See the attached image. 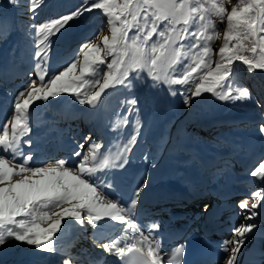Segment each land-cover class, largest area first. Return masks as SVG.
Returning <instances> with one entry per match:
<instances>
[{
    "label": "snow or ice",
    "instance_id": "1",
    "mask_svg": "<svg viewBox=\"0 0 264 264\" xmlns=\"http://www.w3.org/2000/svg\"><path fill=\"white\" fill-rule=\"evenodd\" d=\"M8 2L14 6L20 4V0ZM44 2L25 0L24 11L33 13L34 19ZM94 10L107 18L110 35H103L101 28L94 34L99 43L88 40L79 44L63 70L49 74L51 38L62 35L70 22ZM209 14L221 22L227 17L223 44L215 53L218 57L215 67L211 59L212 42L221 34ZM26 34L33 38L34 71L40 83L36 86V80H32L23 86L15 97V113L0 125V250L27 245L37 254L59 253L64 257L62 264H75L77 257L71 253L70 246L58 249L56 245V233L67 217L75 221L71 226L80 230L86 231L87 225H91L93 241L104 252L117 257L120 264H184L185 245L165 251L161 239L155 238L160 230L158 221L148 224L145 232L132 218L147 183L135 186L126 201L117 183L114 170H122L129 164L141 132L137 98L121 100L126 111L117 113L116 123L112 125V131L117 133L121 126L132 125L126 139L121 141L117 137L111 145L93 141L87 151L81 143L72 153L79 159L62 158L43 166H33V154L22 150V145L32 144L30 139H23L31 132L30 105L70 93L80 105L96 108L107 89L122 86L131 92L136 83H145L146 79L152 81V89L166 88L168 95L182 97L184 107H191L194 98L204 94L220 102L251 100L248 88L233 87L230 77L235 60L247 65L250 73L264 70V0H237L230 11L221 0H81L79 6L67 13L30 25ZM244 41L250 42L251 47H245ZM101 65L107 70H102ZM259 132L264 134V123L260 124ZM84 139L91 140V135ZM250 175L264 182V162H259ZM250 200L255 201L251 208ZM261 200H264V188L238 204L245 210L241 213L245 220L257 216L252 209ZM209 207L205 203L203 211L208 212ZM109 222L123 225L124 235L108 237L105 229L110 227ZM42 223L48 226L41 228ZM256 228L254 223H241L230 230L232 239L223 241L219 247L224 254L220 257L223 264H238L241 248L249 238L247 234ZM129 229L138 235L130 237ZM105 239L107 242H101ZM129 239L131 243L126 242ZM229 244L233 245L230 251Z\"/></svg>",
    "mask_w": 264,
    "mask_h": 264
},
{
    "label": "rangeland",
    "instance_id": "2",
    "mask_svg": "<svg viewBox=\"0 0 264 264\" xmlns=\"http://www.w3.org/2000/svg\"><path fill=\"white\" fill-rule=\"evenodd\" d=\"M221 2L230 11L231 7L237 3V0H221ZM80 3L81 0H45L44 4L36 10L33 19V13L24 11L25 0H20V4L16 6L10 4L8 0H0V25H3L2 30H0V64L9 67L11 75H13L16 69L10 61L15 59L21 62L23 55L20 52L22 51L25 57H29L32 60L31 65H34L33 55L35 48L33 38L26 34L29 26L40 24L67 13L79 6ZM209 18L216 24L217 30L221 34L219 39H215L212 42L213 53L211 59L213 62L212 67H215V61L218 59L215 55L217 52L216 46H222L223 44V32L226 28L227 17H224L223 22L213 14H209ZM101 28H103V35H110L107 27V18L99 14L98 10H94L93 13H86L79 20L70 22V26L63 30L62 35L52 37L53 43L47 65L49 74H58L59 71H62L63 67L73 59V51L78 49L79 44L88 40L99 43V41L94 39V34ZM32 31L34 33V29ZM232 43L236 42L232 41ZM244 46L250 48L251 43L244 41ZM241 54L252 55L250 52H241ZM17 55L18 59L16 58ZM107 60L110 61L111 57H108ZM99 67L104 71L107 70L105 65ZM23 73L22 77L17 78L18 81L25 80L30 83L32 80H36V86H39V79L32 76L30 65L24 69ZM144 75L146 76V73ZM231 78H233V81L238 80L244 83V85H236L232 82V86L248 88L251 93V100L236 101L235 103L220 102L211 97L210 94H204L201 98H194L191 107H184L182 97L179 95L177 97L168 95L166 88L163 91L152 89L150 87L152 81L146 79L145 83H136L131 92L122 86L119 89H107L105 94L102 95V103L98 104L96 108H90L87 104L80 105L75 102V97L70 93H62L60 97L55 99L50 97L47 102L43 100L34 101L29 109L31 113L30 128H34L32 126L33 122L38 118L50 119L51 117L52 119L56 117L52 120H57L58 116L54 112L52 113V110L55 111L59 102L62 101L71 109L68 110L65 105H61L59 109L63 114L64 111H70L71 114L77 116L81 114L84 117L80 118V121L73 126V130L77 132V139L80 144L84 143L86 145L85 151H87L88 144L93 141L107 145L102 136L93 134L92 125H97L98 121L102 123L104 131L110 132L108 138L109 145H111L114 143L115 138L119 137V140L122 141L132 131V125L127 128L121 126L119 133H117L112 131V125L116 123L117 113L123 114L126 111V108L121 106V100L135 96L138 100L137 107L139 108L141 121V132L137 143H140L143 148L137 154L138 157L142 159L145 156V159L149 160V155L146 153L152 147L149 141L154 137L156 138L157 134L163 140L159 155L155 157L154 163L150 165L152 167L147 169L148 174L160 172L172 165L173 169H178H175L177 177L183 179L187 172L197 169L201 170L204 179H207L205 182L206 187L216 190L223 185L227 176L236 174L240 189H247L238 194L245 200L250 198L252 192L264 188V182L250 175V172L258 166L259 162H264V134L259 132L260 124L264 123V70L256 69L250 73L247 70V65L240 60H235ZM175 87L179 88L180 86ZM7 89L8 87L4 88V92H7ZM21 99L23 100L24 98ZM38 111H40L39 116L34 114ZM12 115L13 112L9 119H5L3 122L10 120ZM87 118L89 123L87 125L81 124ZM135 118L136 114L133 113L131 119L134 121ZM178 121L189 125L184 126L180 132H171V126H174ZM9 126L10 130L11 124ZM100 127L101 125L97 126V128ZM89 134L91 135V140L86 142L84 138L89 136ZM246 136L256 139H254L252 153H249V147L244 143V137ZM245 159L248 161L247 163ZM137 160L132 162L133 166L138 165ZM48 162L50 161L44 164ZM14 179H21V177H15ZM253 202L255 201L250 200L249 208H251V203ZM198 210L200 215L201 211H203V206L199 207ZM54 211H60V209H55ZM241 211L244 212L245 210L241 209ZM252 211L257 212V216L262 222L259 230L264 232V200H261L257 208L252 209ZM198 219L196 218L194 224L197 223ZM73 224H75V221L66 217L62 221L61 230L56 233V236L71 235L76 229V227L71 226ZM47 226V223L40 225L41 228H46ZM92 233L91 225H87L86 231L79 229L74 234V237L77 235L86 241V234H88L89 239L93 241ZM262 238L264 243V234ZM263 243L261 245L262 256L264 253ZM1 259L2 257L0 256ZM0 264H2L1 261Z\"/></svg>",
    "mask_w": 264,
    "mask_h": 264
},
{
    "label": "bare ground",
    "instance_id": "3",
    "mask_svg": "<svg viewBox=\"0 0 264 264\" xmlns=\"http://www.w3.org/2000/svg\"><path fill=\"white\" fill-rule=\"evenodd\" d=\"M219 47L221 46H216L217 51ZM20 54L23 55V59H21L23 61L22 66L20 65V63H18L19 61L15 59H13V61H10V63L16 69V72L13 75H11L9 67H0V80L6 78L9 83L14 84L11 85L16 91L18 87H20L22 90L23 86L28 84L25 80L18 82L16 77L23 76V70L27 68V66H31L32 61L29 57H25L22 51L20 52ZM16 58H19L18 55ZM0 82V84H2L3 86H6L8 84L7 82ZM9 85L10 84H8L7 86ZM16 91H14V98L20 92ZM1 92L2 90L0 89V98ZM1 100L2 101L0 103V125L4 123L3 119H5V117H7L9 114L10 104V100L6 99L5 97L4 99L1 98ZM61 105L66 106L64 102L60 101L55 111H53L54 114H57L58 116L57 120H52L56 117H53L52 119L51 117L50 119L38 118L33 122L32 126L34 128L31 129L30 134L23 137L24 140L30 139L32 141L31 147H28L27 145H22V150L25 154H27L28 152H31L33 154V159L31 161L33 166H43V160L44 162L46 160H57L58 157L53 159L56 154H61V159L66 158L70 161L79 159L72 156L73 151L78 149V146L80 144L77 139V132L73 130V125L79 122L80 118L84 117L83 115L81 116V114H79V116L71 114L70 111H64L63 114V112L59 109ZM66 109L71 110L68 107ZM34 114L39 116L40 111ZM88 121V118L84 119L81 124L87 125L89 123ZM177 124H184V126L189 125L187 123H182V121H178ZM99 125H101V127L97 128V126L99 127ZM92 126L93 134L102 135L105 144L109 145L108 137L110 136V132L107 129L106 130L108 131V133L104 131L102 123L98 122L97 125L95 124ZM0 132H2V130ZM254 139L255 138H252L251 136L244 137V143L246 144V146L249 147V153H252L253 145L256 140ZM156 148L157 147L154 146L153 149L149 152L151 159L148 161V164L154 163L155 157L158 156L159 151ZM141 149H143L141 144L137 143L132 153L130 154L129 164L122 170H114L117 176V183L119 185L120 191L124 194L125 201L127 200L130 191L136 185L142 183L143 179H141V173L136 177L135 173H137L139 170L141 171L142 169L145 170V168L148 166L144 159H141L137 166L132 165L133 161L137 159L139 160L137 154H139ZM245 162L247 163L248 161L245 159ZM175 169L178 170L177 168ZM175 169H173V166L170 165L164 168V171L162 170L160 172H154L149 177L148 186L141 194L138 205L135 209V214L132 217L138 222V224L143 226L142 230L146 232L147 225L154 221H158L160 223V229L162 228L161 222L165 220V216H161L159 219H153L152 217V219H149L148 216L153 215L151 214L153 211H162L163 213H165V211L171 208L174 209L176 207L177 209L182 207L185 209L186 213L184 219H186V221L188 222L184 228V232L181 234V236H179V238L174 244H164L162 242V247L165 251H170L171 249L183 244L186 246V250H188L190 248L188 237L189 233L191 231H195L198 233V227L201 224H204L203 220L201 219V216H203L205 219H207L206 216L208 215H212L214 217L212 219V227L214 229H218L219 235H212L211 237L217 240L218 245H222L223 241L232 239V233L230 231L231 228L237 227L241 223H254L257 225V228L254 229L252 233L247 234L249 238L246 240L245 245L241 248V255L239 257L238 264H264V253L263 256L261 255V245L263 243L262 235L264 234V232H260L259 230V226L262 222L260 221L258 216H255L252 220H245L243 215H241L242 212H239L235 215L233 212H231L234 207L239 208L237 205L234 207L230 206V198L239 194L241 188L240 186H238L239 183L237 182L236 174H230L229 176H227L224 180L223 185L218 190H216L213 188L211 189L206 187L205 182L207 179H204L201 170L193 169L187 172L183 179H179L176 175L177 171L175 172ZM210 194L212 196L211 198L208 197ZM207 198L208 200H213L214 198H216L217 201L209 207L208 212L201 211L202 214L199 215L198 223L195 226L192 223L193 218L195 214H199V207H202L205 203L208 204V200L204 201ZM144 207H147L146 210L144 209ZM164 207H166V210L164 209ZM227 212L231 213L229 214V216H227V218L224 219V214ZM228 218H233V224L230 229L227 226ZM109 225L110 227L105 229V232L108 234V237H121L124 235V233L121 231V229L124 227L123 225H120L117 222H109ZM78 230L79 228L76 227L75 231H73L71 235H67L64 237L57 236L58 239L56 241V245L58 249H66L68 248V246H70V251L74 257H77L76 262H79L78 264H88V261H92L93 258L97 257V255L117 259V257L104 252L102 248L98 247L97 244L89 238L88 239L91 241V243L84 242V240L79 238L77 235L74 237V234H76ZM128 235L131 237L132 235H138V233H134L132 229H129ZM155 238L159 239L156 233ZM101 242H107V239ZM126 242L131 243L132 241L131 239H129ZM232 247V244L228 245L229 251ZM79 250H83L84 252H79ZM59 255V253L37 254L34 252V250H30L29 246L21 245L17 248L6 247L3 250H0V256L2 257L0 261L2 262V264H62L57 261ZM184 264H188L187 258H185V256ZM189 264H192V262L190 261ZM220 264H223V261Z\"/></svg>",
    "mask_w": 264,
    "mask_h": 264
},
{
    "label": "trees",
    "instance_id": "4",
    "mask_svg": "<svg viewBox=\"0 0 264 264\" xmlns=\"http://www.w3.org/2000/svg\"><path fill=\"white\" fill-rule=\"evenodd\" d=\"M231 81L234 83V84H236V85H244V83L243 82H241V81H238V80H234L233 81V78H231Z\"/></svg>",
    "mask_w": 264,
    "mask_h": 264
}]
</instances>
